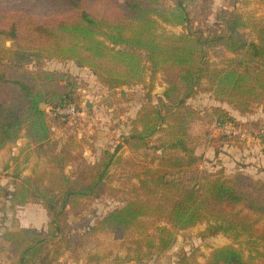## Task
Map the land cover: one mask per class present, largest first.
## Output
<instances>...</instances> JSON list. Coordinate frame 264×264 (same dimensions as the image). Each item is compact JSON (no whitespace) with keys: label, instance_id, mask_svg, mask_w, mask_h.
<instances>
[{"label":"trees","instance_id":"16d2710c","mask_svg":"<svg viewBox=\"0 0 264 264\" xmlns=\"http://www.w3.org/2000/svg\"><path fill=\"white\" fill-rule=\"evenodd\" d=\"M168 1H34L35 8L78 12L49 22L18 9L10 16L0 12V93L4 88L15 91L10 100L0 98V153L26 139L47 163L29 177L22 178L19 171L14 175L10 208L39 203L49 224L47 233L0 229V240L14 256L10 264L57 263L64 251L60 248L69 249L73 238L69 217L80 215L91 201L121 194L129 200L102 217L97 230L128 239L123 262L144 264L167 252L177 232L206 223L204 237L244 238L249 246L248 253L234 244L217 248L207 264H264V182L240 172L228 177L201 169L207 159L195 149L206 144L191 136L197 111L189 104L201 93L210 94L221 105L206 112L216 131L227 125L244 127L224 105L242 115L264 107V18L224 10L217 27L206 29L214 0ZM256 1L264 5V0ZM113 10L120 13L108 16ZM161 24L183 32L159 33ZM31 57L74 62L97 72L112 89L144 87L145 102L130 120L129 131L97 162H87L75 140L61 149L53 141L47 111L78 108V80L42 67L25 72ZM157 76L165 89L155 102ZM253 126L264 143L259 133L264 126ZM153 139L157 142L151 145ZM219 141L227 147L241 144L240 138L226 134ZM117 179L130 184L127 192L113 185Z\"/></svg>","mask_w":264,"mask_h":264},{"label":"rangeland","instance_id":"374dc122","mask_svg":"<svg viewBox=\"0 0 264 264\" xmlns=\"http://www.w3.org/2000/svg\"><path fill=\"white\" fill-rule=\"evenodd\" d=\"M34 1L45 0H0V12L5 11L4 14L10 16L15 9H18L28 17L47 22L69 19L78 15L77 11L56 12L51 7L35 8L32 4ZM110 1L117 4L124 2V0ZM168 3L172 4V0ZM213 9V14L204 25L206 29L217 27L218 15L224 10L237 11L248 17L264 18V5L257 3L256 0H214ZM96 12L104 13L101 9ZM119 13V10H113L107 12V15L115 16ZM182 32L181 27L165 24H161L159 29V33L163 34H181ZM250 38L253 39L254 35L252 34ZM7 46H10V43H7ZM142 59L146 61V56L143 55ZM211 59L215 63L220 60L213 53H211ZM39 67L47 71L68 74L78 80L77 115L62 116L58 114V111L57 113L47 112H49V122L53 130V141L59 144L58 148L61 149L62 146L75 140L79 142V151L90 163L97 162L105 149L114 148L122 140L129 131L130 120L136 117L145 102L147 92L143 86L112 89L101 81L97 72L71 61L61 62L52 58L37 61L31 57L23 69L25 72H31ZM154 83L152 97L156 102L163 94L165 85L161 76H157ZM14 94L13 89L4 88L0 98L10 100ZM211 100V95L207 93H201L189 100L190 106L197 111L191 122L192 138L202 141L206 144L205 146L213 144L211 148L215 151V156L207 159L201 169L212 173H222L228 177L240 172L256 181L264 182L252 171L243 172L242 167L245 165L240 163L242 160L235 159L234 155L225 152L224 150H228L227 146L219 145L220 135L224 132L216 131L215 126H211L210 119L206 117L207 109L212 106ZM89 103L91 107L87 108ZM44 107L42 109L49 110L47 105L44 104ZM250 129L254 130L253 127ZM233 136L239 138V134ZM154 142H157L156 139H153L151 145ZM122 154L129 157L128 152L124 151ZM46 167L45 158L39 156L35 147L29 146L26 139H21L0 153V229L2 232L27 228L34 232L47 233L49 218L41 204L31 202L24 207L11 209L9 201L14 191V175L18 171L24 178ZM72 169L73 166L69 167L67 172H71ZM113 185L124 192L130 188V184L123 179H117ZM128 200L129 196L125 194L116 197L105 196L89 202L80 215L70 216L69 224L72 230L69 236L73 237L69 244L70 248H60V253L64 250L63 254L58 256L57 263L54 264H77L78 261L81 264H140L135 261L123 262L128 255L127 248L130 246L128 239H122L121 234L111 231L97 230L102 217L117 207L123 206ZM207 227L208 224L204 223L177 232L176 242L167 252L153 256L148 262L144 261V264H207L210 254L215 249L233 244L245 250L246 253L249 252V246L244 238L235 241L222 234L204 237L203 233ZM8 250L9 244L0 240V264H10L14 259Z\"/></svg>","mask_w":264,"mask_h":264},{"label":"crops","instance_id":"0c3cea01","mask_svg":"<svg viewBox=\"0 0 264 264\" xmlns=\"http://www.w3.org/2000/svg\"><path fill=\"white\" fill-rule=\"evenodd\" d=\"M210 102L212 106H221L219 103L215 102L213 98ZM223 107L244 125L242 128L235 127L241 141L240 146L226 147L228 150L224 151L234 155L235 159L238 158L242 160L240 163L245 165L242 167L243 172L252 171L258 178L264 180V143L258 135V129H255L253 126L255 123L264 126V107H257L251 114L245 115L233 110L228 105H224ZM250 127H253L254 130L250 129ZM195 154L209 159L215 156V151H212L211 147L200 146L195 149ZM255 170H257V172H255ZM78 262L77 264H81Z\"/></svg>","mask_w":264,"mask_h":264},{"label":"built area","instance_id":"2783aa9c","mask_svg":"<svg viewBox=\"0 0 264 264\" xmlns=\"http://www.w3.org/2000/svg\"><path fill=\"white\" fill-rule=\"evenodd\" d=\"M58 114H60L62 116H75V115H77V111H76V108L74 106H67V107L59 109L58 110ZM215 128H216V126H215ZM221 131H223L224 134H226V135L238 134L236 132L235 127L230 126V125H227V126L223 127L221 129ZM259 133L264 136V127L261 128Z\"/></svg>","mask_w":264,"mask_h":264},{"label":"water","instance_id":"95a60500","mask_svg":"<svg viewBox=\"0 0 264 264\" xmlns=\"http://www.w3.org/2000/svg\"><path fill=\"white\" fill-rule=\"evenodd\" d=\"M89 107H91V104H90V103L87 104V108H89ZM41 108H45V107H44V104L41 106Z\"/></svg>","mask_w":264,"mask_h":264}]
</instances>
